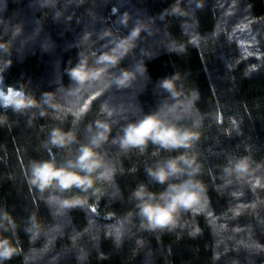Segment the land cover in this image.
Listing matches in <instances>:
<instances>
[{
  "label": "trees",
  "instance_id": "1",
  "mask_svg": "<svg viewBox=\"0 0 264 264\" xmlns=\"http://www.w3.org/2000/svg\"><path fill=\"white\" fill-rule=\"evenodd\" d=\"M125 12L127 26L118 19ZM137 22L146 31L119 67L144 64L146 73L130 88L101 87L94 89L98 96L85 93L75 101L66 91V69L77 63L78 52L99 54L110 39L101 38L105 31L126 36ZM19 26L11 54L0 51V116L6 118L0 125V211L15 221V232L3 235L18 249L4 264H264V0H0V40L12 39ZM85 33L90 39L82 42ZM175 74L178 99L198 90L192 116L182 123L200 125V138L187 151L202 166L197 178L206 193L175 228L147 231L136 217L124 222L136 210L132 192L141 183L162 192L165 186L150 180L146 166L186 150L170 153L149 142L143 152H123L112 140L124 123L165 101L169 93L159 83ZM10 89L41 101L56 92L48 104L64 109L63 123L48 104L13 111L1 98ZM105 101L113 109L112 136L103 147L116 169L113 179L97 185L88 205L59 213L45 202L55 193L29 184V161L63 159L65 150L42 146L51 129L72 128L74 111L82 109V138L85 126L102 118ZM241 157L250 158V174L226 177L224 166ZM33 215L41 231L31 238L25 229Z\"/></svg>",
  "mask_w": 264,
  "mask_h": 264
},
{
  "label": "clouds",
  "instance_id": "2",
  "mask_svg": "<svg viewBox=\"0 0 264 264\" xmlns=\"http://www.w3.org/2000/svg\"><path fill=\"white\" fill-rule=\"evenodd\" d=\"M118 19L120 24L127 26L130 14L125 12ZM145 31L146 26L141 22H137L126 36H119L111 30L105 31L101 38L110 39L101 46L102 50L99 54L96 51L87 53L79 51L77 63L66 69L71 80V85L66 91L75 101H79L85 93L98 96L100 92L94 89L101 87L107 89L114 85L117 90L132 87L139 77L138 74L146 73L145 65L136 64L131 69L121 68L119 65L126 57L132 55L133 49L141 39V33ZM21 32L22 27L19 26L12 39L0 40V51L10 55L12 40ZM89 39L90 33H85L81 41ZM3 63L10 66L12 61L6 60ZM114 69L118 71H113ZM177 80L179 76L176 74L161 80L159 86L169 93L165 101L156 110L143 115V118L124 123L112 140L123 152L132 149L143 152L149 142L170 153L181 148L186 150L182 154L169 156L146 166L145 171L150 180L165 186L162 192H152L144 183L138 184L132 192V197L136 201V210L127 214L124 222L130 224L133 217H136L140 220L141 229L147 231L175 228L181 213L201 206L206 193V185L197 178L202 166L197 156L187 151L199 140L200 125L195 119L191 126L182 123L192 116L198 90H193L180 100ZM55 97L56 92L44 93L41 101L23 89L14 93L9 90V104L15 112L40 107L41 104H48L50 99L55 100ZM48 106L56 110L53 118L63 123L59 113L64 109L53 104ZM43 114L41 112V115ZM100 115L102 118H97L85 126L83 137L80 138L77 126L82 119L83 110H75L73 127L67 131L60 126L53 127L47 140L42 144L49 152L51 148L65 150L64 158L59 161L55 158L29 161V184L42 194L46 191L55 193L45 202L54 204L59 213H63L66 209L88 205L89 195L100 191L97 185L100 182H111L113 179L116 169L103 151L104 145L112 136L113 129L111 122L113 109L107 101L101 104ZM4 123L6 118L0 116V125ZM250 169V158L241 157L229 160L223 172L226 177L235 175L243 178L250 174ZM73 190L77 191L73 192ZM15 229L16 224L10 214L0 211V230H2L0 231V264L10 260L18 252L12 238L3 235V232L14 233ZM25 230L31 238L40 233V222L35 215L29 218Z\"/></svg>",
  "mask_w": 264,
  "mask_h": 264
},
{
  "label": "rangeland",
  "instance_id": "3",
  "mask_svg": "<svg viewBox=\"0 0 264 264\" xmlns=\"http://www.w3.org/2000/svg\"><path fill=\"white\" fill-rule=\"evenodd\" d=\"M13 93L16 92L15 90H11ZM1 98L3 103L9 104V92L7 93H1Z\"/></svg>",
  "mask_w": 264,
  "mask_h": 264
},
{
  "label": "snow or ice",
  "instance_id": "4",
  "mask_svg": "<svg viewBox=\"0 0 264 264\" xmlns=\"http://www.w3.org/2000/svg\"><path fill=\"white\" fill-rule=\"evenodd\" d=\"M92 211L94 212V211H95V209L93 208V209H92Z\"/></svg>",
  "mask_w": 264,
  "mask_h": 264
}]
</instances>
